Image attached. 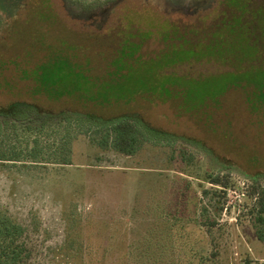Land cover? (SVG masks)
I'll return each mask as SVG.
<instances>
[{
	"label": "rangeland",
	"instance_id": "374dc122",
	"mask_svg": "<svg viewBox=\"0 0 264 264\" xmlns=\"http://www.w3.org/2000/svg\"><path fill=\"white\" fill-rule=\"evenodd\" d=\"M0 6V105L138 113L188 143L126 155L78 134L70 164L0 163V205L36 264L264 261L245 213L264 177V0H119L81 18L66 0ZM223 172L219 197L205 177Z\"/></svg>",
	"mask_w": 264,
	"mask_h": 264
},
{
	"label": "trees",
	"instance_id": "16d2710c",
	"mask_svg": "<svg viewBox=\"0 0 264 264\" xmlns=\"http://www.w3.org/2000/svg\"><path fill=\"white\" fill-rule=\"evenodd\" d=\"M118 1L66 0L78 10V18L88 17L95 11L104 12ZM0 8L7 12L6 6ZM78 134H87L100 148H112L126 155L137 153L146 143L165 145L173 150L178 144L188 145L187 139L184 138L183 143L175 142L170 133L153 127L138 113L105 118L80 112H53L25 101L0 105V163L70 164L71 144ZM229 178L226 172L217 175L208 173L205 180L223 187L213 193L224 197L230 184ZM207 192L204 190V193ZM247 194L253 202L246 207L245 213L252 218L255 233L264 244V177L249 178ZM200 215L195 211L190 221L198 226L204 225ZM0 264H36L26 227L1 205ZM194 264H204V255L198 256Z\"/></svg>",
	"mask_w": 264,
	"mask_h": 264
}]
</instances>
